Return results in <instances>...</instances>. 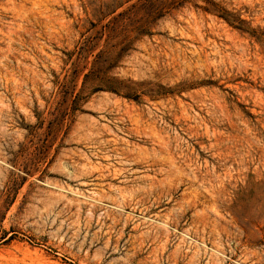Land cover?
Masks as SVG:
<instances>
[{
	"label": "rangeland",
	"instance_id": "rangeland-1",
	"mask_svg": "<svg viewBox=\"0 0 264 264\" xmlns=\"http://www.w3.org/2000/svg\"><path fill=\"white\" fill-rule=\"evenodd\" d=\"M0 264H264V0H0Z\"/></svg>",
	"mask_w": 264,
	"mask_h": 264
}]
</instances>
